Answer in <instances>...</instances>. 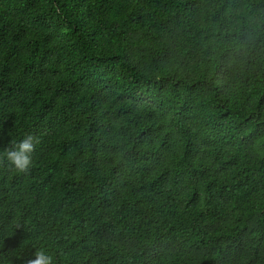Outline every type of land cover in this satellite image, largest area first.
<instances>
[{"label": "trees", "instance_id": "1", "mask_svg": "<svg viewBox=\"0 0 264 264\" xmlns=\"http://www.w3.org/2000/svg\"><path fill=\"white\" fill-rule=\"evenodd\" d=\"M39 252L264 264V0H0V264Z\"/></svg>", "mask_w": 264, "mask_h": 264}, {"label": "clouds", "instance_id": "2", "mask_svg": "<svg viewBox=\"0 0 264 264\" xmlns=\"http://www.w3.org/2000/svg\"><path fill=\"white\" fill-rule=\"evenodd\" d=\"M34 148V138L27 136L19 142L14 150H9L2 155L19 171H26L31 164V153ZM38 258L30 264H50L51 258L44 252L37 253Z\"/></svg>", "mask_w": 264, "mask_h": 264}]
</instances>
